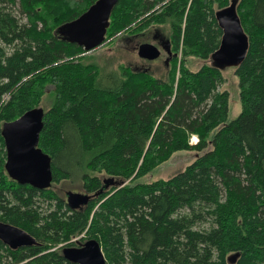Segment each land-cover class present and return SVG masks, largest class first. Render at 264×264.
<instances>
[{"label": "trees", "instance_id": "1", "mask_svg": "<svg viewBox=\"0 0 264 264\" xmlns=\"http://www.w3.org/2000/svg\"><path fill=\"white\" fill-rule=\"evenodd\" d=\"M97 1L0 0V221L38 243L0 241V264H73L63 249L90 239L108 264H264V0H236L249 50L230 123L210 58L222 39L215 14L232 0H120L106 40L169 25L177 57L166 78L101 67L59 33ZM47 94L39 148L53 183L38 190L9 177L2 129ZM183 151L204 154L171 179L140 182ZM64 186L88 203L71 210Z\"/></svg>", "mask_w": 264, "mask_h": 264}, {"label": "water", "instance_id": "2", "mask_svg": "<svg viewBox=\"0 0 264 264\" xmlns=\"http://www.w3.org/2000/svg\"><path fill=\"white\" fill-rule=\"evenodd\" d=\"M120 0H98L76 20L59 28L64 38L90 53L106 42V34L113 10ZM216 21L222 30L218 50L210 62L225 71L237 69L245 61L249 39L237 11V1L232 0L224 9H219ZM161 52L154 44L139 47L138 57L146 61L159 59ZM45 110L35 108L19 119L7 123L2 129L9 177L20 185H29L38 190L49 189L53 183L52 159L39 148ZM89 197L82 193L68 195L66 203L71 210H78L88 203ZM0 241L12 250L37 246V241L26 231L0 221ZM63 256L73 264H108L100 243L87 240L81 247H65Z\"/></svg>", "mask_w": 264, "mask_h": 264}, {"label": "rangeland", "instance_id": "3", "mask_svg": "<svg viewBox=\"0 0 264 264\" xmlns=\"http://www.w3.org/2000/svg\"><path fill=\"white\" fill-rule=\"evenodd\" d=\"M17 11L18 7L15 8V12ZM157 32L158 34H162L164 38L169 39V25L161 27L154 26L151 27V29H149L146 33L137 37L130 36L127 34H117L114 37L107 39L103 46L99 47L95 51L90 52L88 55L94 58V62L98 61L101 67L105 66V64L109 60L116 64L121 63L124 66H129L131 69L149 70L155 77L166 78L169 73V70L172 69L176 60L170 68H166L163 63L164 59H159L157 61H146L138 57V50L142 44H156V41H154V37ZM179 61H181V55H179ZM202 64L203 61L194 57L188 58L186 61V66H188V68H190L192 71H198L201 68ZM234 70V68H229L223 71L225 82L222 86H220V90L227 91L230 96L228 123L238 118L242 112V105L240 99V84L238 76H236ZM50 101V94H47L44 98V103L42 105L45 111L50 108ZM192 142L197 143L198 138L193 137ZM202 154H204V152H178L174 154V156L168 162L156 168L152 172V174L143 178L142 180H140V182L149 183L161 179H171L177 174L185 171V169L196 160L198 155ZM73 192V188L64 186L62 189V196L64 199H67L68 195L72 194ZM79 193L82 192L79 191Z\"/></svg>", "mask_w": 264, "mask_h": 264}, {"label": "flooded vegetation", "instance_id": "4", "mask_svg": "<svg viewBox=\"0 0 264 264\" xmlns=\"http://www.w3.org/2000/svg\"><path fill=\"white\" fill-rule=\"evenodd\" d=\"M154 41H156L155 42L156 44L154 45L158 47V49L161 52V56L159 59H164L163 60L164 65L166 66V68H170L174 64V61L176 60L177 57V53L175 51V45L173 41L164 38V36L162 34H158V32L154 37Z\"/></svg>", "mask_w": 264, "mask_h": 264}]
</instances>
